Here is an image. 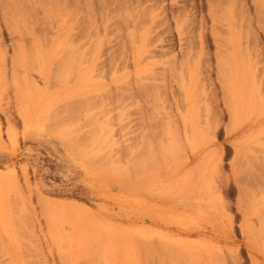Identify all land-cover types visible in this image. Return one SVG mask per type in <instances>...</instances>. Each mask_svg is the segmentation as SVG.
I'll return each mask as SVG.
<instances>
[{"label":"rangeland","instance_id":"rangeland-1","mask_svg":"<svg viewBox=\"0 0 264 264\" xmlns=\"http://www.w3.org/2000/svg\"><path fill=\"white\" fill-rule=\"evenodd\" d=\"M168 263L264 264V0H0V264Z\"/></svg>","mask_w":264,"mask_h":264},{"label":"bare ground","instance_id":"bare-ground-1","mask_svg":"<svg viewBox=\"0 0 264 264\" xmlns=\"http://www.w3.org/2000/svg\"><path fill=\"white\" fill-rule=\"evenodd\" d=\"M240 92H241V90H240ZM255 92H256V91H255ZM241 99H242V98H241ZM241 101H242V100H241ZM57 130L59 131V129H57ZM57 130H56V132H54V134L57 133V135H58L61 139H64V133H62V132L60 133V132H58ZM53 131H54V130H53ZM42 202H43V201H40V204H41ZM43 203H45V202H43ZM43 203H42V206L44 205ZM47 205H48V204H47ZM56 205H57V204H56ZM44 206H45V205H44ZM56 207H57V206H56ZM61 207H62V206H61ZM73 207H74V206H73ZM77 207H78V206H77ZM46 208H47V207H46ZM48 208H49V207H48ZM81 208H82V207H81ZM52 209H53V208H52ZM82 209H83V208H82ZM55 210H57V209H55ZM61 210H62V209H61ZM79 210H81V209H79ZM83 210H84V209H83ZM87 212H88V211H87ZM81 213H82V212H81ZM172 255H173V254H172ZM172 255H171V256H172ZM169 261H170V260H169ZM169 261H168V262H169ZM168 264H169V263H168Z\"/></svg>","mask_w":264,"mask_h":264}]
</instances>
